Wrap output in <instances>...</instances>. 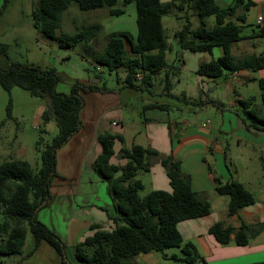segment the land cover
Instances as JSON below:
<instances>
[{"label": "trees", "instance_id": "trees-1", "mask_svg": "<svg viewBox=\"0 0 264 264\" xmlns=\"http://www.w3.org/2000/svg\"><path fill=\"white\" fill-rule=\"evenodd\" d=\"M74 3L81 11L109 8V14L118 17L130 4L135 7L136 35L132 38L127 32L111 33L100 51L91 49L100 27L89 25L73 34L61 33V14ZM120 5L122 8H119ZM252 6L250 0H234L227 8H220L214 0H37L32 10V26L46 39L54 40L60 49H74L81 46L80 56L90 59L95 65L108 71L123 69L125 76L122 86L131 89H150L153 91L152 76L163 72L165 75L162 93L179 100L169 92L171 80L176 75L175 68L168 66L166 53L170 51L167 36L162 26V18L175 11L183 20L180 29L173 33L179 53H208L220 49L221 55L198 65L195 73L199 77L216 79L241 70L257 71L264 67V51L259 55L250 54L236 60L231 46L248 38H264V24L256 25L250 34H242L246 23V12ZM1 13V11H0ZM198 18L194 28L191 17ZM213 17L214 25L208 26L205 18ZM79 48V49H80ZM7 46L0 44V54L5 55ZM181 62V61H180ZM137 76H140L138 79ZM58 76L52 69H42L26 64L0 66V87L10 92L13 87L26 91L31 97L43 99L46 109L41 114L43 121L53 120L57 134L50 144L40 150V167L34 170L22 160L8 159L0 163V255L22 254L25 237L29 232L33 237L31 249L25 256L32 254L41 242L52 247L62 260L65 246L56 233L36 219L37 212L49 198V187L55 173L56 151L80 128L79 111L83 105L82 91L96 89L92 85L74 83L68 94L55 91ZM140 80L142 86L134 81ZM260 102L250 97L239 100V107L245 114L241 118L247 131L264 133V79L257 80ZM185 103L200 105L197 100H189L181 95ZM222 108L220 103L212 102ZM10 103L7 114L10 113ZM148 107L168 110L169 106L151 104ZM3 123H0V127ZM101 152L91 164L93 172L106 183L110 203L115 216L111 218L113 229L104 230L98 224L89 226V233L74 247L77 264H134L131 258L149 252H163L169 248H179L181 256L170 258L187 264H205L190 242H183L177 225L181 221L206 216L210 204L200 200L192 190L189 178L183 175L179 162L171 157L160 159L165 170L169 190H152L144 197L139 196L143 185L136 175L148 172L149 159L158 154L150 148L132 145L123 147V138L107 132L97 135ZM121 147L118 158L124 165L111 163L114 144ZM36 148L38 149L37 145ZM264 171V158H260ZM214 191L228 198V213L235 214L239 209L254 205L251 193L235 180L221 182L214 179ZM262 224L248 226L242 223L235 229L216 222L208 229L215 241L226 245L232 240L237 246H245L249 237L261 231ZM61 264H66L61 261Z\"/></svg>", "mask_w": 264, "mask_h": 264}, {"label": "crops", "instance_id": "crops-1", "mask_svg": "<svg viewBox=\"0 0 264 264\" xmlns=\"http://www.w3.org/2000/svg\"><path fill=\"white\" fill-rule=\"evenodd\" d=\"M160 1L165 3L170 0ZM250 1L252 6L248 11L255 15V24L257 25L258 17L263 19L264 24V0ZM214 2L222 8L234 4V0H214ZM118 7L122 8L120 5ZM123 10L124 13L118 17L111 16L107 7L83 11V13L93 16L95 18L93 24L100 27L99 33L104 31V36H108L113 32L127 31L123 25H120L125 22V17H128V21L135 25L134 5L130 4ZM245 16L247 21L249 17L247 14ZM119 18L123 21L121 22ZM178 21L183 20L173 11L162 18V26L163 28L164 24L170 26L174 33L181 27L176 25ZM243 41L247 42L242 45ZM235 45H238L240 50L246 48L242 56L236 57L233 54ZM263 51L264 42L261 38L244 39L231 46V53L236 60L250 54L259 55ZM219 55H221V50L218 48L214 49L211 54H191L183 51L179 53L180 63L175 65L167 63L168 66H173L176 71V75L171 80L172 88L169 93L177 96L173 93V89L176 85L181 86L185 79L180 95H184L189 100L198 99L201 104L197 107L201 111L212 107L216 113L213 126H210L209 120L199 123L180 117L177 121H171L168 116L170 104L151 100L146 103L143 101L142 105L138 107L141 108L140 113H143V118H139L136 123L133 121L124 122L122 108L128 105L132 107L130 99L139 100L140 94H144L145 90L123 87L122 78L119 81L121 83L120 91L105 88V85L101 86V81L97 79L92 81L88 75L87 79L79 83L90 84L96 89L80 92L83 99V105L79 111L80 128L56 151V175L50 183L48 201L45 206L40 208L49 206L50 217L52 218L54 214L58 224L66 226L65 230L73 242L70 245L73 249L89 233L90 225L98 224L102 229H113L111 218L115 216V212L110 203L106 183L91 169V164L101 152V147L96 139L97 135L107 132L121 135L125 148L138 145L157 152L156 157L149 159L151 164L149 171L139 172L136 175V179L141 181L143 188L145 184L138 175H141L140 173L146 175L145 180L149 185L148 193L152 190H169L168 179L165 170L159 163L160 159L169 156L179 162L181 173L189 178L191 188L197 197L210 204L208 215L181 221L177 225L183 242H190L205 264H264V171L260 164V158H264V133L245 129L237 107L239 106L238 101L246 98L240 91H236L237 87L257 86V80L264 79V67L257 71L241 70L216 79L196 75L195 71L200 63L207 62ZM80 58L82 57L80 56ZM82 59L90 62L93 65V70L100 71V67L90 59ZM84 70L86 71V69ZM185 73L194 74L196 88L192 94L185 93L187 91ZM151 92L153 93L148 90L149 97L153 95ZM161 95L165 99H172L165 94ZM212 102L220 103L222 108L216 107ZM151 104H161L169 106V108L165 111L148 107ZM144 110L145 113L147 110L152 113L145 117ZM187 110L194 115L196 120L198 119L195 109ZM128 126H130V130L127 131L129 135L126 133ZM229 138L234 139V146L248 145L252 152L244 153L243 149L242 153H231L229 149L231 147L227 142ZM120 147L118 142L114 144L115 154L112 159L115 160V163L112 164L122 166L126 161L118 158ZM214 179L223 183L229 180L239 182L253 196L254 205L241 208L235 214L229 215L228 198L215 193ZM100 184L106 188L102 189L104 196L94 192L95 187ZM53 205L55 208L52 207ZM216 222H222L225 226L235 229L239 228L242 223L248 226L262 224V228L259 233L249 237L245 246H237L233 242V234L230 235L232 240L230 243L220 245L208 234L209 227ZM52 228L58 236L59 233L54 226ZM48 247L50 246L47 243L41 242L37 249L26 257H33L37 253L38 255L41 253L51 259L55 253L57 258L54 257L57 261L60 258L59 255L52 247Z\"/></svg>", "mask_w": 264, "mask_h": 264}, {"label": "rangeland", "instance_id": "rangeland-1", "mask_svg": "<svg viewBox=\"0 0 264 264\" xmlns=\"http://www.w3.org/2000/svg\"><path fill=\"white\" fill-rule=\"evenodd\" d=\"M37 0H0V44L7 46L6 54H0V66L6 67L10 64H26L38 66L42 69H52L58 76V83L56 84L55 91L57 93L68 94L70 88L74 83H81L87 79V75L90 80L97 79L101 81V86L105 85V88H113L116 91H120L121 83L120 79L124 78L125 71L123 69L117 71H108L107 69L100 67V71L93 70V65L80 58L79 51L81 46L74 49H60L54 40L46 39L40 33H38L32 26V10L36 7ZM220 5V4H219ZM221 7V6H220ZM222 8V7H221ZM83 14V15H82ZM79 10L77 6L72 3L61 14L60 28L56 32V36L61 33L73 34L82 30L83 28L92 25L95 18L93 16L86 15ZM249 19L242 26V34L248 35L256 29L255 15L250 11L246 12ZM122 22L123 20L119 18ZM125 22L120 23L127 30L126 32L134 38L136 35V26L128 21V17H125ZM130 20V18H129ZM192 27L198 25V18L191 17ZM205 22L208 26L214 25L213 17L205 18ZM177 23V24H176ZM174 24L181 26L183 21H178ZM164 31L167 36L168 46L170 51L166 53V61L169 65L180 63L179 60V48L177 41L173 37V28L164 24ZM104 31L99 33L94 41L91 43V49L94 51H100L105 44L107 37L104 36ZM264 42V38H261ZM247 41H243L241 44H245ZM80 48V49H79ZM246 48H244L245 50ZM244 50L238 49V45H235L233 54L238 57L242 56ZM190 66V63L188 64ZM86 69V71L84 70ZM187 76L186 84L187 91L185 93H193L196 88L194 81V74L185 73ZM165 75L158 74L152 76V83L154 85L153 93L151 97L148 96V90L145 89L144 94H140L139 100L130 99L131 106H124L122 108V117L124 122L136 123L139 118H143V113L140 107L142 102L148 101L166 102L170 105L169 118L172 120L191 119V122H205L209 120L210 126L215 125V111L212 107H207L206 111H201L197 105L186 104L180 95L184 86V81L181 86H177L173 89V93L177 94L179 100L165 99L162 97V88L164 86ZM137 86H142L140 80L134 81ZM161 89V90H160ZM144 90V89H142ZM161 91V93H160ZM247 99L254 98L255 103L260 102V91L256 85H248L245 88H236ZM10 103V113L7 114V106ZM46 109V104L43 99L31 97L26 91L13 87L10 92L4 91L0 87V123L3 125L0 127V163L10 158L18 159L28 162L34 170L40 167V150L47 144H50L52 139L57 134V127L53 120L43 121L41 114ZM187 109H195L197 111L196 120L192 113H189ZM238 114L245 118V114L242 109L237 107ZM145 113V110H144ZM152 111H146L145 117L149 116ZM130 126L126 127V133L129 135ZM133 131V130H132ZM132 133V132H131ZM231 150V153H251V148L247 146L236 147L234 146V139H227ZM36 145L38 149L36 148ZM124 147V146H123ZM40 149V150H39ZM20 152H22L20 154ZM113 158V157H112ZM111 163H115L114 159H111ZM138 175L145 184V187L139 192L140 197L147 195L149 191V185L146 182V175L140 173ZM137 178V177H136ZM102 189H106L103 184L97 185L94 192H98L99 195L104 196ZM224 198H227L226 196ZM74 205V203H73ZM49 206L40 209L36 215V219L45 225L48 229L54 228L59 233V239L65 246V258L55 260V253L51 259L38 253L33 257H26L25 255L31 249L33 243L32 235L27 232L24 245L22 247V254L14 255H0V264H60L61 261L66 264H77L74 258V249L70 246L71 240L66 233V226L58 224L54 218L50 217ZM55 208V206H52ZM90 209V208H89ZM53 225V226H52ZM108 230L107 228H104ZM73 243V242H72ZM50 248V247H48ZM52 250V249H50ZM54 252V251H52ZM181 256L179 248L165 249L163 252H149L147 254H140L130 259L134 264H187L181 261H175L170 258L171 255ZM55 256V257H54ZM202 264V263H201Z\"/></svg>", "mask_w": 264, "mask_h": 264}, {"label": "built area", "instance_id": "built-area-1", "mask_svg": "<svg viewBox=\"0 0 264 264\" xmlns=\"http://www.w3.org/2000/svg\"><path fill=\"white\" fill-rule=\"evenodd\" d=\"M257 25H259V26H262L263 25V19L261 17H258V19H257ZM137 78L139 79L140 76H137Z\"/></svg>", "mask_w": 264, "mask_h": 264}]
</instances>
